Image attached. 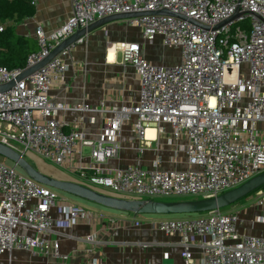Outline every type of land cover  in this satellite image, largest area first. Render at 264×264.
<instances>
[{
	"label": "built area",
	"instance_id": "built-area-1",
	"mask_svg": "<svg viewBox=\"0 0 264 264\" xmlns=\"http://www.w3.org/2000/svg\"><path fill=\"white\" fill-rule=\"evenodd\" d=\"M70 5V16L54 31L37 26L38 49L23 67L0 66V84L105 16L162 9L173 15L126 19L137 34L114 45L122 63L138 77L134 102L69 105L54 100L50 92L64 78L71 45L0 92L1 143L38 154L76 175L78 183L136 199L211 197L264 171V0H70ZM88 35L74 46L86 45ZM156 39L176 58L164 63L148 59L147 48ZM67 111L80 114V125L84 114H99L98 131L67 129L62 118ZM149 127L156 130L153 139L146 136ZM126 131L140 159L153 152V167L144 168L140 161L105 166L119 158ZM161 136L167 137L173 165L183 158L184 167L161 166L166 150ZM256 199L253 207L219 208L153 225L176 238L172 245L180 249L178 264H264L263 189ZM53 212L60 218H53ZM84 219L90 221L82 205L0 161V255L25 248L31 256L58 257L59 243L50 236L54 226L69 227ZM83 240L101 243L94 233Z\"/></svg>",
	"mask_w": 264,
	"mask_h": 264
},
{
	"label": "crops",
	"instance_id": "crops-1",
	"mask_svg": "<svg viewBox=\"0 0 264 264\" xmlns=\"http://www.w3.org/2000/svg\"><path fill=\"white\" fill-rule=\"evenodd\" d=\"M36 12L34 16L25 19L16 27L19 33L29 35L35 39L37 26H41L47 33L60 27L71 14L70 0H35ZM137 29L128 21L120 20L109 23L89 33L86 45L71 46L69 55L65 57L67 70L61 82L51 89L52 98L58 102L72 105L78 101L90 105H98L101 100L106 104L124 101L132 103L138 95V77L132 67L124 65L115 43L133 39ZM150 50L161 47L166 53L159 39L150 42ZM112 51V59H109ZM149 52V51H148ZM175 59L176 55L169 51ZM147 53V51H146ZM150 53V52H149ZM121 55V53H120ZM146 57L156 63L159 60ZM83 124H79V113L67 111L62 114L66 121V128L82 127L89 133L98 131L100 115L97 113L84 114ZM126 131L123 147L118 159L110 161L106 167H124L128 163H140L144 168L153 167L152 151L147 152L145 158L138 157L132 148L135 141L127 139ZM146 136L153 139L156 130L149 127ZM159 142L165 146L163 150V167H184V160L173 163L170 160L172 151L167 145V137H159ZM152 146L155 144L152 142ZM144 158V159H143ZM140 161V162H139ZM177 164V165H176ZM115 194V193H114ZM124 198V197H123ZM88 202V201H87ZM92 206H83L90 221L80 220L69 227H56L51 238L59 243L60 256L51 257L42 254L31 256L25 248L14 249L11 254L0 255V264H178L181 255L180 249L172 245L175 237H168L153 225L160 219L169 217L156 214H138L101 207L95 203ZM105 218L100 219L99 214ZM53 218L60 216L53 212ZM134 221H139L135 226ZM102 223H106L105 227ZM94 233L96 240L101 243L86 242L83 238Z\"/></svg>",
	"mask_w": 264,
	"mask_h": 264
},
{
	"label": "water",
	"instance_id": "water-1",
	"mask_svg": "<svg viewBox=\"0 0 264 264\" xmlns=\"http://www.w3.org/2000/svg\"><path fill=\"white\" fill-rule=\"evenodd\" d=\"M152 13L173 15V13L169 10L162 9L158 11L117 13L98 19L95 22L89 24L87 27L75 31L71 36L61 41L56 47H54L49 52V54L41 61L24 69L14 79L10 80L7 83L0 84V92L8 91L15 84V82L21 80L22 78H25L27 75L39 69L62 50L68 48L71 45H74L75 41L80 37L98 30L99 28L104 27L105 25L112 22L126 20L136 16ZM176 16L184 18L182 15ZM232 18L222 22L221 24H225ZM0 157L10 161L13 165L21 169L28 177L32 178L40 184L49 186L58 191L70 194L85 201L98 204L100 206L119 211L131 212L134 215L193 214L208 212L211 210L231 206L238 202L240 199L245 198L249 194L264 186V171H262L261 173L251 177L249 180L240 184L239 186L211 197L166 201L155 199H128L105 194L78 182L61 180L46 175L38 170L30 161H28L23 153L18 152L12 147L7 146L1 142Z\"/></svg>",
	"mask_w": 264,
	"mask_h": 264
},
{
	"label": "trees",
	"instance_id": "trees-1",
	"mask_svg": "<svg viewBox=\"0 0 264 264\" xmlns=\"http://www.w3.org/2000/svg\"><path fill=\"white\" fill-rule=\"evenodd\" d=\"M35 12L36 7L32 3V0H0V27L2 28L0 30V66H5L8 69L21 68L25 65L28 55L38 49L37 41L33 37L19 33L16 29L19 23L23 22L29 17L34 16ZM52 189L58 192V190L54 188ZM260 189H264V186L257 189L253 193H256ZM203 213L206 212L193 214L156 215L169 216V218H178L172 216L183 217L187 215H198Z\"/></svg>",
	"mask_w": 264,
	"mask_h": 264
},
{
	"label": "rangeland",
	"instance_id": "rangeland-1",
	"mask_svg": "<svg viewBox=\"0 0 264 264\" xmlns=\"http://www.w3.org/2000/svg\"><path fill=\"white\" fill-rule=\"evenodd\" d=\"M166 53L163 54L161 47H159L157 45V47H155L154 49L147 48V53L149 54L150 58L159 60L158 62H164L167 61V58H169L171 55V53L169 52L170 49L166 48ZM150 53H149V52ZM118 59L121 58L120 53H118L117 55ZM169 61V60H168ZM25 158L30 161L38 170H40L42 173L61 179V180H68V181H73V182H78L79 179L77 178L76 175L68 172L67 170H65L64 168L55 165L51 162H48L47 160L43 159L42 157H40L38 154L31 152V151H26L24 154ZM0 161L7 164V165H12V163L2 157H0ZM91 187V186H90ZM92 189H95L97 191L103 192L105 194L108 195H112V196H117V197H124V198H128V199H135L134 197L131 196H124V195H118V194H114L110 191H107L105 189L102 188H98V187H91ZM264 190V189H263ZM60 198H66L67 200L71 201V202H76L82 206H92V204H90V202H87L83 199H79L76 198L74 196H70L67 193H63L58 191L57 192ZM195 197H189V196H173V197H156V200H186V199H193ZM257 192L256 193H251L249 196L240 199L238 202H236L235 204L231 205V206H227L222 208L223 212H227L230 211L232 208L238 207V206H246V207H253V205H255V203L257 202ZM167 217V216H166ZM169 217V216H168ZM172 217H179V216H172ZM186 217V216H185ZM261 224L257 223L256 224V228H260Z\"/></svg>",
	"mask_w": 264,
	"mask_h": 264
},
{
	"label": "bare ground",
	"instance_id": "bare-ground-1",
	"mask_svg": "<svg viewBox=\"0 0 264 264\" xmlns=\"http://www.w3.org/2000/svg\"><path fill=\"white\" fill-rule=\"evenodd\" d=\"M112 51H110V55H109V59H112V55H111Z\"/></svg>",
	"mask_w": 264,
	"mask_h": 264
}]
</instances>
